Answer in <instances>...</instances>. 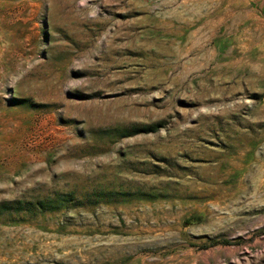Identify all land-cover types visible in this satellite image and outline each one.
<instances>
[{"label": "rangeland", "instance_id": "1", "mask_svg": "<svg viewBox=\"0 0 264 264\" xmlns=\"http://www.w3.org/2000/svg\"><path fill=\"white\" fill-rule=\"evenodd\" d=\"M0 264H264V0H0Z\"/></svg>", "mask_w": 264, "mask_h": 264}, {"label": "bare ground", "instance_id": "2", "mask_svg": "<svg viewBox=\"0 0 264 264\" xmlns=\"http://www.w3.org/2000/svg\"><path fill=\"white\" fill-rule=\"evenodd\" d=\"M248 143H250V142H248ZM262 179H263V176H261V178H260L258 181L255 179V183H256V182L260 183ZM262 181H263V180H262ZM262 183H263V182H262Z\"/></svg>", "mask_w": 264, "mask_h": 264}, {"label": "trees", "instance_id": "3", "mask_svg": "<svg viewBox=\"0 0 264 264\" xmlns=\"http://www.w3.org/2000/svg\"><path fill=\"white\" fill-rule=\"evenodd\" d=\"M225 244H229L228 242H226Z\"/></svg>", "mask_w": 264, "mask_h": 264}]
</instances>
